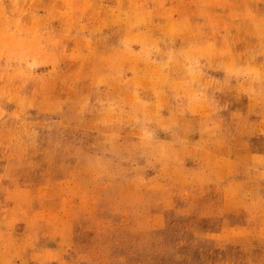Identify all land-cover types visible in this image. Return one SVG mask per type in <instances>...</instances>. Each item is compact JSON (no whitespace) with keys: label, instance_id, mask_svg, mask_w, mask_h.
<instances>
[{"label":"rangeland","instance_id":"obj_1","mask_svg":"<svg viewBox=\"0 0 264 264\" xmlns=\"http://www.w3.org/2000/svg\"><path fill=\"white\" fill-rule=\"evenodd\" d=\"M0 264H264V0H0Z\"/></svg>","mask_w":264,"mask_h":264}]
</instances>
